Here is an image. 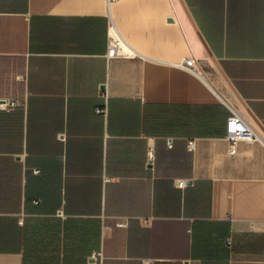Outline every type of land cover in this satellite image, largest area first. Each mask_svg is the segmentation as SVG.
Returning <instances> with one entry per match:
<instances>
[{"label":"crops","instance_id":"1","mask_svg":"<svg viewBox=\"0 0 264 264\" xmlns=\"http://www.w3.org/2000/svg\"><path fill=\"white\" fill-rule=\"evenodd\" d=\"M0 59V264H264V0H0Z\"/></svg>","mask_w":264,"mask_h":264},{"label":"built area","instance_id":"2","mask_svg":"<svg viewBox=\"0 0 264 264\" xmlns=\"http://www.w3.org/2000/svg\"><path fill=\"white\" fill-rule=\"evenodd\" d=\"M113 36H111V43L109 46V55L113 56L115 54H118V52L122 49L121 48V42L119 41V38L117 37V34L113 30ZM184 70L192 73V74H199L200 73V67L197 63L196 59L191 56L187 58L180 66ZM20 103L18 101L13 102H7V101H1L0 107L10 109L14 106H19ZM97 112H100L99 110ZM226 132L227 137L230 140V153L233 154L235 151V146L237 142L241 140H256L257 135L252 130V128L246 123L240 116L234 114L231 118L227 120L226 123ZM188 145L191 149L194 148V144L192 141L188 142ZM182 186V183H181Z\"/></svg>","mask_w":264,"mask_h":264},{"label":"rangeland","instance_id":"3","mask_svg":"<svg viewBox=\"0 0 264 264\" xmlns=\"http://www.w3.org/2000/svg\"><path fill=\"white\" fill-rule=\"evenodd\" d=\"M22 61L21 59L17 60H6V59H0V94L2 96H12L17 93V91H20L23 79H22ZM18 72H20L18 74ZM16 75H19V77L16 79ZM94 231H92V234ZM86 244H84V247ZM89 248L90 253L96 248L94 246L93 242L89 241ZM86 248V247H85ZM92 258V255H91ZM81 258L76 260H80Z\"/></svg>","mask_w":264,"mask_h":264},{"label":"trees","instance_id":"4","mask_svg":"<svg viewBox=\"0 0 264 264\" xmlns=\"http://www.w3.org/2000/svg\"><path fill=\"white\" fill-rule=\"evenodd\" d=\"M97 230H98V226L97 225H91V234H90V242L94 243V246L96 247L97 242H98V234H97ZM92 231H94V233L92 234Z\"/></svg>","mask_w":264,"mask_h":264},{"label":"water","instance_id":"5","mask_svg":"<svg viewBox=\"0 0 264 264\" xmlns=\"http://www.w3.org/2000/svg\"><path fill=\"white\" fill-rule=\"evenodd\" d=\"M90 262L93 263V259L92 258H90Z\"/></svg>","mask_w":264,"mask_h":264},{"label":"bare ground","instance_id":"6","mask_svg":"<svg viewBox=\"0 0 264 264\" xmlns=\"http://www.w3.org/2000/svg\"><path fill=\"white\" fill-rule=\"evenodd\" d=\"M111 36H113V32H111Z\"/></svg>","mask_w":264,"mask_h":264}]
</instances>
